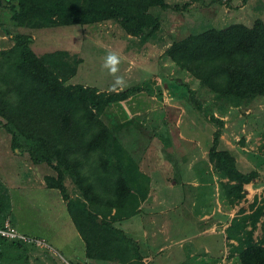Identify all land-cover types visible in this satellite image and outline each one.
Returning <instances> with one entry per match:
<instances>
[{
    "label": "trees",
    "instance_id": "1",
    "mask_svg": "<svg viewBox=\"0 0 264 264\" xmlns=\"http://www.w3.org/2000/svg\"><path fill=\"white\" fill-rule=\"evenodd\" d=\"M166 4V0H0V9L27 28L112 19L127 33L146 38L159 22L149 8ZM4 16L0 13V22ZM1 27L11 41L0 47V126L9 135V147L32 163L51 168L53 173L43 179L63 197L87 257L144 264L139 244L119 221L139 212L149 178L140 170L139 154L130 151V142L106 125L100 113L112 102L151 90L132 84L113 92L69 83L81 60L78 54L67 49L35 53L28 33ZM161 55L174 72L192 76L195 87L177 75L175 81L186 87L190 107L214 123L207 160L221 178L220 197L228 205L237 203L244 196L243 185L254 182L259 172L240 170L233 152L219 146L222 116L231 107L245 110L264 100V28L257 37L241 21L209 25L173 38ZM245 116L252 136H264L258 114L246 111ZM64 179L71 181V191ZM248 208H239L223 228L228 256L236 264H264V225L259 237L253 236L264 212V195H254ZM7 209L0 192V226L8 218ZM34 247L0 235V264H30L26 251Z\"/></svg>",
    "mask_w": 264,
    "mask_h": 264
},
{
    "label": "rangeland",
    "instance_id": "2",
    "mask_svg": "<svg viewBox=\"0 0 264 264\" xmlns=\"http://www.w3.org/2000/svg\"><path fill=\"white\" fill-rule=\"evenodd\" d=\"M166 2L163 7L149 8L150 12L158 16L159 22L158 28L146 38L127 33L112 19L27 28L16 25L8 18L6 9L2 8L0 13L5 16L0 22V47L11 43L9 37L4 34L2 25L11 31L28 33L32 37L30 47L35 53L67 49L81 57L67 82L90 85L98 89L111 88L114 78L102 68V64L108 51L118 52L122 58L118 75L124 76L128 86L139 84L151 91L148 93L143 89L130 97L108 104L100 113V117L119 137L122 136L130 142V151L139 154L141 171L153 172V177L163 183L161 172H156L161 165V170L166 171L164 175L167 173L166 185H169L168 181L171 183L175 177H188L184 163L191 162L198 168L202 164L200 158L205 157L207 160V149L215 125L190 107L187 89L175 81V75L188 83L189 87H195V82L193 83L192 76L177 74L172 70L169 62L161 55L163 49L173 38L209 25L220 26L233 21H241L250 26L258 37L264 28V0ZM161 111L163 116L160 115ZM246 111L257 113L262 123L261 128L264 129L263 99L245 110L231 107L222 116L224 123L219 146L227 147L233 152L240 170L256 168L259 175L251 185L246 183L250 189L245 190L244 196L237 203L228 205L224 199L218 197L221 199L218 207L221 216L215 219L211 227L205 229V233H214L207 237L211 243L218 241L215 244V247L219 245L215 263L208 260V255L213 253L196 252L192 248L195 254L189 264H236L233 257L228 256L229 247L224 238L223 227L228 223L230 215L237 212V207L247 209L252 196L264 195V136H252L251 129H247ZM241 136H244L242 143ZM201 153L204 156H201ZM210 168L214 179L219 181L221 178L211 165ZM50 173L53 171L47 164H34L27 155L14 152L9 147L8 133L0 126V192L8 208L7 217L17 231L38 237L46 244L44 247L36 246L26 251L29 263L43 264L45 259L50 261L49 264H112L107 260L85 255L83 240L67 213L63 197L55 187H47L43 179L45 174ZM63 183L67 190L71 191V181L64 179ZM174 189L152 184L150 199L146 200L149 203L145 201L143 205L146 209L148 206L151 211L155 209L156 203H159L160 207H169L160 219L157 216L153 218L151 227L147 228L144 221L145 228L151 233L147 238H150L154 245L163 242L164 235L167 240L170 239L166 241L169 245L163 251L153 253L156 256H153L150 264L179 263L183 251L191 249L190 246L186 247L188 243L194 245L196 241L206 240L203 239L206 238L203 234H195L201 220L197 221V215L191 214L194 205L186 206L185 201L175 202ZM224 204H227V207ZM232 208L235 211H232ZM139 222L140 218L129 216L119 221V225L127 234L134 236L142 233L140 227L136 226ZM159 222L161 223L158 230L161 231L156 230ZM263 225L264 212L256 223L254 236L261 234ZM180 237L181 240L175 241ZM196 253L199 260L195 259ZM149 257L152 258L151 255L145 258L146 264H149ZM203 259L204 263L201 262Z\"/></svg>",
    "mask_w": 264,
    "mask_h": 264
},
{
    "label": "crops",
    "instance_id": "3",
    "mask_svg": "<svg viewBox=\"0 0 264 264\" xmlns=\"http://www.w3.org/2000/svg\"><path fill=\"white\" fill-rule=\"evenodd\" d=\"M195 145H196V142H195ZM203 152H205V151H203ZM201 156H204V154L201 153ZM203 161H205V162H203ZM200 162L202 164L198 168L194 167V165L191 164V162L184 163V166H185L184 168L187 170V172L189 174L188 177L183 178V176L180 175L178 177L179 180H178V178L175 177L174 180H171L172 181L171 183L168 181L169 185H166L167 173H165V175H164V172H166V171L161 170L162 169L161 165L158 167V171H156V172H158V173L161 172L160 174H161L162 178H164L163 183H162V181H160V179L153 177L154 176L153 172L152 173H145L142 170V172H144L149 178V187H148V191L146 193V197L139 202V205H138L139 212L134 215L135 217L140 218V222L137 223L136 226L138 228L140 227V231H142V233L136 234L134 236H131L129 234L128 235L130 237H132L134 240H136L137 243L139 244L140 250L143 254L142 262L144 264H146L145 258H147L149 255H151L152 258L149 257V259H150L149 264H150V262L154 259L153 256H156V255H153V253L158 254L161 251H163L169 245L168 242H166V241L170 240V239L167 240L166 235H164L163 236L164 237L163 242L156 243V245H154L155 243H152L150 238H147V236L151 233L145 228L144 221L146 222L147 228L151 227L154 223L153 218L154 217L156 218V216H157L158 219H160L162 217L163 213H165V210L167 211L169 208V207L163 206V205L160 207V204L156 203L155 209L153 211H151V210H149L150 208L148 206H147V209L143 206L145 201L148 200V198L150 199V190H151L152 184H157L158 187L164 186V185L166 186V188L173 187V188H175L174 189L175 190V193H174V196H175L174 201L175 202L181 201V203H183L185 201L186 206L194 205V208L191 211V214L195 213L197 215V218H196L197 221L201 220V221H199L200 227L196 231L195 234H197V235L203 234L204 236H206V238H203V239H206L204 241L207 242L208 244H206L205 242H202V239H201V241H196L194 245H193V243H192V245L188 243L186 245V247L190 246L191 249L190 250L185 249V251H183L184 252L183 255L180 257L179 263H175V264H189L190 261L192 260V258L194 257V254H195L193 252V249L196 252L213 253V255H211V256L208 255V258H209L208 260H210L212 263H215L217 253L219 252V245L217 244L215 247V244L218 241L216 240L215 242L211 243L210 240L207 239V237H209L210 235H214V233H211V232L205 233V229H207L208 227H211L213 225L215 219L220 218L221 213H218V211H219L218 207L220 206L219 202L221 201V199L218 198V197H220L219 188H218V181H216V179H214V176L212 175V173H210L211 172L210 162L208 160H206L205 157L200 158ZM160 164H162V163H160ZM140 170H141V168H140ZM158 181L161 182L162 184H160ZM249 185H251V182H249ZM243 187L245 190L250 189V187H248V185H246V183L243 185ZM256 196L259 197L258 195H256ZM251 200L252 199H250V201ZM250 201H248V203ZM146 202L149 203V201H146ZM226 205L224 204L225 207H227ZM247 206H248V204H247ZM237 208L239 209V207H237ZM247 209H243V210L248 211L249 209L248 210ZM232 211H235V209L232 208ZM143 214H144V216H143ZM230 216H232V215H230ZM141 219H142V222H141ZM204 221H206V222H204ZM160 223L161 222H159L157 224L158 226H157L156 230H158ZM205 224H207V225H205ZM158 231H161V230H158ZM125 232H126V230H125ZM254 237H256V236H254ZM181 238L182 237L177 238L175 241L178 242V240H181ZM229 242L234 243V240L229 239ZM196 246H198V247H196ZM196 257H197V253H196L195 259L199 260L198 257L197 258ZM183 261H185V263H183ZM49 262H50L49 260H48V262L45 259L43 260V264H49ZM201 262L204 263L205 260L203 259V260H201Z\"/></svg>",
    "mask_w": 264,
    "mask_h": 264
},
{
    "label": "clouds",
    "instance_id": "4",
    "mask_svg": "<svg viewBox=\"0 0 264 264\" xmlns=\"http://www.w3.org/2000/svg\"><path fill=\"white\" fill-rule=\"evenodd\" d=\"M122 63L121 55L116 51H108L104 57L102 68L106 69L108 73L114 78L110 90L115 92L123 90L128 87V83L124 76L118 75L120 72V65Z\"/></svg>",
    "mask_w": 264,
    "mask_h": 264
},
{
    "label": "built area",
    "instance_id": "5",
    "mask_svg": "<svg viewBox=\"0 0 264 264\" xmlns=\"http://www.w3.org/2000/svg\"><path fill=\"white\" fill-rule=\"evenodd\" d=\"M0 235L7 238H17L21 241L27 242L34 246L44 247L46 244L35 236H29L16 230V228L9 222L8 218H4L0 226Z\"/></svg>",
    "mask_w": 264,
    "mask_h": 264
}]
</instances>
